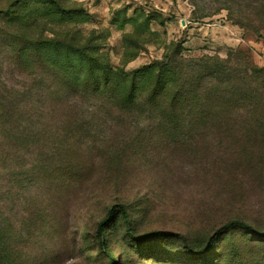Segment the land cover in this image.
I'll use <instances>...</instances> for the list:
<instances>
[{
  "label": "rangeland",
  "instance_id": "1",
  "mask_svg": "<svg viewBox=\"0 0 264 264\" xmlns=\"http://www.w3.org/2000/svg\"><path fill=\"white\" fill-rule=\"evenodd\" d=\"M11 1L0 0V10ZM65 3L89 16L70 25L71 35L94 34L111 65L130 74L169 55L226 57L236 49L264 68V0ZM9 18L0 14V97L28 109L17 119L22 144L0 105V264H264V237L252 229L216 235L233 220L264 231V158L234 165L232 149L205 129H184L169 142L143 114L102 110V95L73 101L86 111L43 117L42 73L17 66L21 45L4 33ZM119 205L132 230L118 211L100 235ZM207 245V257L193 255Z\"/></svg>",
  "mask_w": 264,
  "mask_h": 264
},
{
  "label": "trees",
  "instance_id": "2",
  "mask_svg": "<svg viewBox=\"0 0 264 264\" xmlns=\"http://www.w3.org/2000/svg\"><path fill=\"white\" fill-rule=\"evenodd\" d=\"M6 10H0V14L10 15L4 33L21 45L17 66L42 73L38 83L45 89L46 97L40 101L38 112L43 117L53 113L63 116L74 109L86 111L73 101L102 95V101L109 106H102V110L114 108L143 114L158 130L168 133L169 142L181 137L184 129L190 135H198L199 129H205L215 133L220 144L232 149L234 165L251 162L249 158L258 160L257 155L264 158V68L252 64L243 49L231 50L226 57L206 54L174 60L169 55L165 62L145 65L130 74L111 65L94 34L84 41L71 35L70 25L88 21L89 16L82 8L70 6L65 0H13ZM250 28L258 38L262 37L257 27ZM7 95L0 97L7 128L12 135L16 133V141L24 144L26 138L20 136L22 123L17 119L28 108ZM45 124L43 131H47ZM55 128L63 130L61 125ZM118 208L109 210L108 220L99 226L100 235L118 211L128 230H132L126 208L122 205ZM236 226L252 229L258 237H264V231H256L243 220L225 223L216 235ZM172 234L178 235L155 232V235ZM210 247L202 246L192 253L196 258L207 257ZM111 264H116L113 259Z\"/></svg>",
  "mask_w": 264,
  "mask_h": 264
}]
</instances>
